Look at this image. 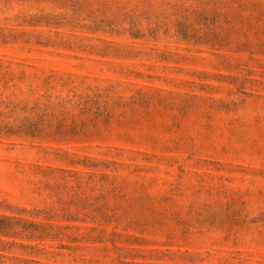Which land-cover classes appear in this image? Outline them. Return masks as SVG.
I'll return each instance as SVG.
<instances>
[{
	"label": "rangeland",
	"instance_id": "obj_1",
	"mask_svg": "<svg viewBox=\"0 0 264 264\" xmlns=\"http://www.w3.org/2000/svg\"><path fill=\"white\" fill-rule=\"evenodd\" d=\"M0 264H264V0H0Z\"/></svg>",
	"mask_w": 264,
	"mask_h": 264
}]
</instances>
